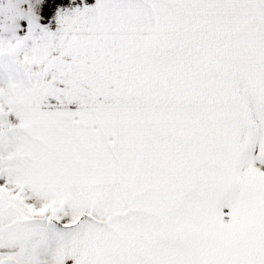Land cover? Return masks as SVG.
<instances>
[{"label": "snow or ice", "instance_id": "obj_1", "mask_svg": "<svg viewBox=\"0 0 264 264\" xmlns=\"http://www.w3.org/2000/svg\"><path fill=\"white\" fill-rule=\"evenodd\" d=\"M0 264H264V0H0Z\"/></svg>", "mask_w": 264, "mask_h": 264}]
</instances>
